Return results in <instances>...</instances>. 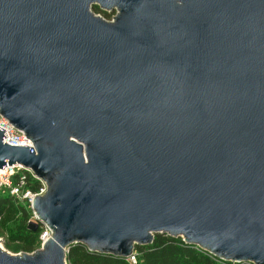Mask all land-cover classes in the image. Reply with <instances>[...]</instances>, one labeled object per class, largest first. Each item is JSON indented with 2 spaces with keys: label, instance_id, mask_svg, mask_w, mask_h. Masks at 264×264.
<instances>
[{
  "label": "water",
  "instance_id": "water-1",
  "mask_svg": "<svg viewBox=\"0 0 264 264\" xmlns=\"http://www.w3.org/2000/svg\"><path fill=\"white\" fill-rule=\"evenodd\" d=\"M0 114L34 147L0 129V168L45 183L50 231L0 264L155 233L264 264V0H0Z\"/></svg>",
  "mask_w": 264,
  "mask_h": 264
},
{
  "label": "trees",
  "instance_id": "trees-1",
  "mask_svg": "<svg viewBox=\"0 0 264 264\" xmlns=\"http://www.w3.org/2000/svg\"><path fill=\"white\" fill-rule=\"evenodd\" d=\"M96 14L105 19L111 15L94 6ZM35 184H39L38 181ZM33 214L28 204L17 201L7 192H0V234L6 236V243H15L26 253L36 250L40 244L43 224L37 221L35 230L28 227ZM139 264H253L231 262L209 255L197 246L186 244L181 237L155 233L151 243L135 245ZM67 264H129L126 258L112 254L90 251L83 243H74L66 252Z\"/></svg>",
  "mask_w": 264,
  "mask_h": 264
},
{
  "label": "built area",
  "instance_id": "built-area-1",
  "mask_svg": "<svg viewBox=\"0 0 264 264\" xmlns=\"http://www.w3.org/2000/svg\"><path fill=\"white\" fill-rule=\"evenodd\" d=\"M0 129H3L6 134V137L2 138L3 143L6 144L12 143L16 146H26V147H32V149H34L32 141L25 135V133L16 129L1 114H0ZM36 181H38L39 184H35ZM45 191H46L45 183L39 178H37L30 169L24 167L23 165L18 163L8 165L7 163H5L4 167L0 168V192H7L17 201H21L28 204L30 209L33 199L38 195L44 194ZM32 214L33 216L31 218V221L37 222L38 220L33 211ZM49 235H50V231L43 224V229L40 234L41 243ZM198 249L203 250L200 247H198ZM207 253L213 256L209 252ZM126 260L128 261L129 264H139L137 260V254L135 251H133L132 254L126 258Z\"/></svg>",
  "mask_w": 264,
  "mask_h": 264
},
{
  "label": "rangeland",
  "instance_id": "rangeland-1",
  "mask_svg": "<svg viewBox=\"0 0 264 264\" xmlns=\"http://www.w3.org/2000/svg\"><path fill=\"white\" fill-rule=\"evenodd\" d=\"M93 10V9H92ZM94 11V10H93ZM105 11V10H104ZM109 15H111L110 19L107 20H111L112 17L115 15V10L112 11H106ZM102 15V14H99ZM41 245V244H40ZM0 247L7 251L10 254H22L24 251L17 249L15 250L14 248L17 247L15 243H6V236L4 234H0ZM40 247V246H39ZM38 247V248H39ZM37 248V249H38ZM31 253V252H29Z\"/></svg>",
  "mask_w": 264,
  "mask_h": 264
},
{
  "label": "flooded vegetation",
  "instance_id": "flooded-vegetation-1",
  "mask_svg": "<svg viewBox=\"0 0 264 264\" xmlns=\"http://www.w3.org/2000/svg\"><path fill=\"white\" fill-rule=\"evenodd\" d=\"M104 11V10H103ZM106 12V11H105Z\"/></svg>",
  "mask_w": 264,
  "mask_h": 264
}]
</instances>
